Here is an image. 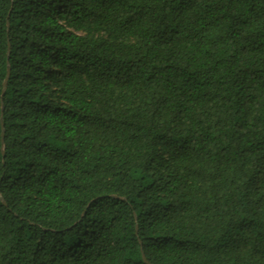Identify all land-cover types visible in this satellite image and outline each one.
Returning <instances> with one entry per match:
<instances>
[{
    "label": "trees",
    "instance_id": "16d2710c",
    "mask_svg": "<svg viewBox=\"0 0 264 264\" xmlns=\"http://www.w3.org/2000/svg\"><path fill=\"white\" fill-rule=\"evenodd\" d=\"M2 107L0 264H264V0H0Z\"/></svg>",
    "mask_w": 264,
    "mask_h": 264
},
{
    "label": "water",
    "instance_id": "95a60500",
    "mask_svg": "<svg viewBox=\"0 0 264 264\" xmlns=\"http://www.w3.org/2000/svg\"><path fill=\"white\" fill-rule=\"evenodd\" d=\"M9 75H10V69H9V66H8V68H7V74H6L5 80L3 82L2 97H3L4 92H5V88H6L8 79H9ZM0 121H1V127H2V143H3V140H4L3 107H2V110H1ZM3 150H4V147H3V144H2V153H3ZM142 256H143V260L145 261V258H144V255L143 254H142Z\"/></svg>",
    "mask_w": 264,
    "mask_h": 264
}]
</instances>
